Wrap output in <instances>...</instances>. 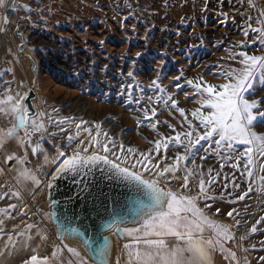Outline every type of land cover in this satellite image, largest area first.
<instances>
[{
    "label": "snow or ice",
    "instance_id": "snow-or-ice-1",
    "mask_svg": "<svg viewBox=\"0 0 264 264\" xmlns=\"http://www.w3.org/2000/svg\"><path fill=\"white\" fill-rule=\"evenodd\" d=\"M245 2L257 10V15L241 14L245 20L242 26L245 39L234 44L229 53L235 66L219 65L220 70L213 73L224 82L211 83L203 76L185 79L182 71L173 78L175 88L198 107L190 110L181 107L176 94L168 92L161 83L163 60L153 69L156 77L147 85L153 95H147L137 79L138 62L143 61L146 53L137 52L134 59L130 58L129 69L120 73L128 80L121 85V94L136 105L135 111L140 114L137 124L147 122L156 133L157 138L149 141L152 146L146 152L117 143L99 124L93 129L82 127L88 122L80 121L72 132L64 126L72 118L59 117L55 108L52 113L34 111L28 93L13 89L10 81H0V119L8 121L6 127H0V148L15 138L24 150L23 156L14 153L6 156V161L15 160L20 166L15 190L0 184V200L6 202V207L0 208V240L4 241L5 249H15L22 238H26L23 246L27 248L33 232L42 241L48 239L45 229L36 221L6 230V220L15 219L13 213L21 217L28 215L16 203L7 201L22 200L19 185L30 180L36 191L48 190L50 211L39 210L38 214L55 225L58 242L50 255H39V245L31 248V254L22 264H54L57 258L62 260L65 249L74 257L67 264H212V254L217 250L227 264H241L234 249L248 235L237 237L232 226L211 218L208 213L218 200L236 203L253 191L264 195V132L257 131L264 128V95H261L264 93V9H257L255 0ZM8 7L31 11L28 5H17L15 0H0V9ZM222 15L227 18L228 14ZM225 22L226 19L221 21ZM3 23H8L7 17ZM185 84L191 95L185 91ZM137 89L139 95L133 96ZM158 104L170 113L179 114L182 118L179 126L158 119L155 106ZM161 123L171 132L161 133L158 129ZM82 132L87 133V141ZM59 136L67 143L56 145L57 155L51 160L56 167L52 173H44L42 166L35 171L27 167L29 153L37 160L43 157L44 164L49 163L45 145ZM209 155L219 160V169L208 167L205 175L204 163ZM3 172L0 168V173ZM181 173L182 182L174 186ZM40 175L51 178L42 184ZM60 179L70 180L76 189L73 196L63 201L53 195ZM193 180L197 182L196 191L191 187ZM242 183L247 188L237 191ZM32 196L35 197V191ZM234 213L239 216L235 208L227 216L234 219L238 228L241 220ZM215 214H221L219 207ZM70 224L76 226H66ZM258 226L264 228V215L251 225L250 233H256ZM206 231L211 235L206 236ZM112 236L126 241L115 260ZM65 238L78 239L86 255L65 245ZM169 239L175 243L170 245ZM260 260L264 261V256ZM244 264H248L247 257Z\"/></svg>",
    "mask_w": 264,
    "mask_h": 264
},
{
    "label": "rangeland",
    "instance_id": "rangeland-1",
    "mask_svg": "<svg viewBox=\"0 0 264 264\" xmlns=\"http://www.w3.org/2000/svg\"><path fill=\"white\" fill-rule=\"evenodd\" d=\"M15 3L28 5L31 11L23 7L0 9V81H10L12 88L17 86L21 93H25L29 87L35 88V103L39 111L52 113L53 108L58 109L59 117L72 118V121L64 125L72 132H75V123L80 121L88 122L87 126L99 124L103 128L105 122L111 120V116H119V121H115L110 127L113 128L111 137L122 142L130 141L133 148L145 152V148L150 145L149 141L157 138L156 133L147 126V122L137 124L136 118L140 114L135 111L136 105L129 103L126 95L121 94V85L126 84L128 80L120 73L129 69L130 58L134 59L137 52L146 53L143 61L138 62L137 79L147 95H153L147 85L156 77V71L153 69L163 60L161 83L168 92L176 94L175 98L181 107L189 110L196 108L199 105L194 100L185 99L184 92L175 88L173 78L182 71L185 79L203 76L211 83H223L224 81L213 73L220 70L219 65L235 66L229 59V53L234 44L245 39L242 34L245 20L241 14L252 17L257 15V10L249 8L245 0H15ZM255 3L257 9H264V0H255ZM222 13H227V18ZM4 17H7V24L3 23ZM225 19L226 22L221 23ZM17 20H21L16 25L25 36V54L20 59L17 58L16 52L19 40L13 34ZM76 34L80 38L96 37L108 46L119 48L123 53H131L132 56L112 57L107 54L106 62L99 67V63L93 59V52L85 54L84 50L74 49V45H71L75 44L73 40L76 39ZM25 55L34 60L36 67L45 64L50 71H31V62ZM84 57L85 67H81ZM70 66L76 70L77 83L70 79L67 70ZM181 83H184L183 79ZM49 85L64 89L66 94L50 96L49 91L46 92ZM184 88L191 95L189 86L185 84ZM84 92L86 97L79 98L76 102L74 97ZM136 95H139L138 89L133 92V96ZM101 98L104 100L100 102ZM66 104L69 105L67 110L71 109L72 113L78 115L65 113ZM155 106L161 122L168 121L179 126L182 118L178 113H170L169 109L160 104ZM158 129L165 134L171 132L164 123L158 125ZM257 131L264 132V128H258ZM85 136L86 133L82 132V137ZM66 143L65 139L58 145ZM49 145L54 149V155L49 154L50 162L40 163L42 165L35 163L37 168L42 166V171H51L56 167V164L51 162L57 155L56 145L53 142ZM62 150L71 152V149ZM208 167L218 170L219 160L209 155L204 163L205 175ZM224 171L228 169L225 168ZM180 176L182 178L183 173ZM196 185V180H193V191L197 190ZM215 187L217 191L220 190L219 185ZM246 188L247 184L242 183L241 189L237 191ZM44 197L45 188H42L32 198L31 214L22 217V221L18 223L20 227L36 219L38 205L46 201ZM217 207L220 208L221 214L214 215ZM233 208L239 213V216L235 213L234 216L241 220L238 228L234 219L227 216L228 211ZM208 215L232 226L237 237L248 235L245 241L240 242L241 246L234 249L241 264H244L245 257L248 264H264V261L260 260V257L264 256V228L258 226L256 233H250L251 225L264 215V195L253 191L245 200L236 203L218 200ZM36 222L45 229L48 239L42 241L33 232V238L28 241L27 248L23 246L26 238H22L13 250L5 249L4 241L0 240V252H3V255H0V264H22L31 254L30 249L37 248L38 245L39 255L51 254L53 245L58 242L55 227L51 222L42 220L41 215ZM205 235H211V232L206 231ZM115 239L119 255L126 241ZM168 242L170 245L175 243L172 239ZM64 244L80 251L75 245ZM244 248L248 251L245 252ZM80 253L84 255L81 251ZM70 259L74 257L65 249L62 260L57 258L54 264H67ZM216 260L227 264L218 250L212 254V264H216Z\"/></svg>",
    "mask_w": 264,
    "mask_h": 264
},
{
    "label": "built area",
    "instance_id": "built-area-1",
    "mask_svg": "<svg viewBox=\"0 0 264 264\" xmlns=\"http://www.w3.org/2000/svg\"><path fill=\"white\" fill-rule=\"evenodd\" d=\"M17 22H21V20H17L15 22V25ZM85 29V28H84ZM77 36V34H76ZM75 42L74 43H71V45H74V49L76 48H80L82 50L85 51V54L89 53V52H93V59L99 63V67L106 62L107 58V54H110L112 57H116V56H127V55H130L131 53H123L119 48H115L113 46H108V44H101V40L96 38V37H84V38H80V37H76V39L74 38L73 40ZM118 52V54H117ZM117 54V55H116ZM84 64L81 65V67H85V57H84V60H83ZM36 70H39L40 72H44V73H48L50 71V69L48 68L47 65L43 64L42 66H37L36 67ZM67 70H68V73H70V79L74 82V83H77V76H76V70L75 68H73L72 66L70 67H67ZM38 72V71H37ZM68 77V76H67ZM35 89V88H34ZM36 91V90H35ZM37 94V92H36ZM83 97H86V94L85 92L82 94H79ZM101 100H104V98H101L99 101L101 102ZM65 105V104H64ZM67 106H64L65 108V113L67 114H72V115H78V113H72L70 110H67L69 109V105L66 104ZM115 118H117V116H111V120L108 122L106 121L105 124H104V127L102 129V131H105L108 133L109 136H111L113 134V128H110L111 126H113L114 122L115 121H119L118 118L115 120ZM121 121V120H120ZM84 127H90V128H93L95 129V126L92 125H85ZM93 134L95 135V131L93 132ZM83 139L85 141H87L89 139V137L87 136V133H86V136L83 137ZM101 141L103 142L104 140V137L101 136L100 137ZM64 138L63 136H59L58 139L52 141L53 143H55V145H58L60 143H63L64 142ZM116 141L117 143H120L122 141H118L117 138H116ZM124 144V146H128V147H132L131 145V142L130 141H127L125 140L124 142H122ZM133 143V142H132ZM152 145H148L147 148H145L146 150H148ZM182 182V178L181 179H177L175 180V183L177 184V186ZM46 183V181H45ZM44 183V184H45ZM40 191V190H39ZM39 191H37L35 194H37ZM13 215L15 216V214L13 213ZM13 225H19L17 222H16V218L15 219H7L6 220V230H12L13 228ZM10 230V231H11Z\"/></svg>",
    "mask_w": 264,
    "mask_h": 264
},
{
    "label": "crops",
    "instance_id": "crops-1",
    "mask_svg": "<svg viewBox=\"0 0 264 264\" xmlns=\"http://www.w3.org/2000/svg\"><path fill=\"white\" fill-rule=\"evenodd\" d=\"M19 43V42H18ZM18 45V44H17ZM25 51V50H24ZM14 89L20 91L17 89V86L14 85ZM21 92V91H20ZM37 111H39L36 103H34ZM8 125V121L6 119H0V127H6ZM16 154L17 156H23L24 150L23 148L18 144L17 140L15 138L9 140L2 148H0V168L4 169L3 173H0V184H6L10 189L15 190L16 188V177L18 175L17 169L20 167L16 164V161L13 160L11 162L6 161V156L9 154ZM29 161L30 164L27 165L30 169L35 171L37 169L36 164H40L38 160L33 157L29 153ZM42 165V164H40ZM44 173H50V171L43 170ZM47 179V176L40 175V180L42 181V184L45 183ZM22 193H23V199L22 200H9L7 203H16L18 208H20L23 211L28 212V216L31 214V200L33 198L32 193L35 191V186L31 183L30 180L28 181H22L19 185ZM24 205H27V208H24ZM6 207V202L4 200H0V208ZM16 222L20 223L22 220V217L19 215V213H14ZM119 253V250H118ZM217 259V258H216ZM219 260V259H218ZM216 260V264H222L220 261Z\"/></svg>",
    "mask_w": 264,
    "mask_h": 264
},
{
    "label": "water",
    "instance_id": "water-1",
    "mask_svg": "<svg viewBox=\"0 0 264 264\" xmlns=\"http://www.w3.org/2000/svg\"><path fill=\"white\" fill-rule=\"evenodd\" d=\"M13 34L19 40V43H18V45L16 47V52H17V58L20 59L23 56L24 50H25V36L19 31V28H18L17 25H15L13 27ZM25 56L28 57L29 61L31 62L30 63L31 71L35 72L36 71V65H35L34 60L29 55H25ZM26 93H28L29 97H30L29 103L34 106L33 110L37 111V109H36V107L34 105V102H35V100L37 98V94H36L35 89L33 87H29L28 90L26 91ZM54 169L55 168H53V170H51L50 173H52L54 171ZM50 178H51L50 176H47L46 183H47V181ZM75 190L76 189H75L74 185H72L70 180H68V179H60V180L56 181V187L53 190V195H54L55 198L63 201V200H65L66 197L73 196L74 193H75ZM45 191H46V202H47V205H48V190H47V188H45ZM48 208H49V205H48ZM49 211H50V209H49ZM66 226L71 228V227H75L76 225L75 224H70V225H66ZM54 227H55V225H54ZM55 230H56V228H55ZM105 235H108V233L105 232ZM115 238H116L115 236H112V244H113V241L116 242ZM68 242L74 243L73 245H75L84 255H86V253L84 251V248H83V246L81 245V243L79 242L78 239L65 238L64 243L69 244Z\"/></svg>",
    "mask_w": 264,
    "mask_h": 264
},
{
    "label": "bare ground",
    "instance_id": "bare-ground-1",
    "mask_svg": "<svg viewBox=\"0 0 264 264\" xmlns=\"http://www.w3.org/2000/svg\"><path fill=\"white\" fill-rule=\"evenodd\" d=\"M25 54V53H24ZM132 55H128L127 57H131ZM50 86V85H49ZM48 87V86H47ZM49 91V92H48ZM73 91V90H72ZM46 92H48V94L50 93V96H54V97H58V96H56V95H59L60 93H64L63 95H65L66 93H65V90L63 89L62 90V88H57V86H50V87H48L47 88V91ZM59 93V94H58ZM77 95V94H76ZM79 98H85V97H83V96H78V97H74V99H75V101L77 102V100L79 99ZM75 102V103H76ZM127 137V136H126ZM173 184H174V186H177V184L175 183V181L173 182ZM45 200H46V191H45ZM39 210H43L44 212H47V211H49V208H48V205H47V202L46 201H43L42 202V204H39L38 205V207H37V213H36V219L34 220V221H36L37 219H39L40 218V215L38 214V211ZM34 217V216H33ZM11 230V229H10ZM10 230H8V231H10ZM70 245H73L74 243H70V242H68ZM117 244V242H114L113 241V260H115V258H116V256L118 255V246L116 245ZM27 256H28V254H27Z\"/></svg>",
    "mask_w": 264,
    "mask_h": 264
},
{
    "label": "trees",
    "instance_id": "trees-1",
    "mask_svg": "<svg viewBox=\"0 0 264 264\" xmlns=\"http://www.w3.org/2000/svg\"><path fill=\"white\" fill-rule=\"evenodd\" d=\"M45 148L47 149V154H48V157L50 155H54V149L49 145V144H46L45 145ZM50 154V155H49ZM39 163H43V157H41L39 160H38Z\"/></svg>",
    "mask_w": 264,
    "mask_h": 264
}]
</instances>
